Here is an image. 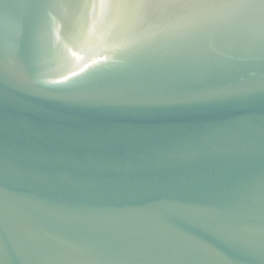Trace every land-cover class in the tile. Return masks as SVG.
<instances>
[{
	"label": "water",
	"instance_id": "95a60500",
	"mask_svg": "<svg viewBox=\"0 0 264 264\" xmlns=\"http://www.w3.org/2000/svg\"><path fill=\"white\" fill-rule=\"evenodd\" d=\"M0 264H264V0H0Z\"/></svg>",
	"mask_w": 264,
	"mask_h": 264
}]
</instances>
